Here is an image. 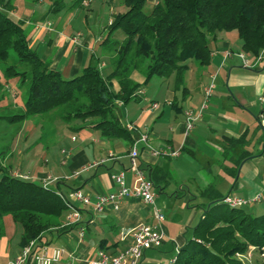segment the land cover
I'll return each instance as SVG.
<instances>
[{
	"label": "crops",
	"instance_id": "obj_1",
	"mask_svg": "<svg viewBox=\"0 0 264 264\" xmlns=\"http://www.w3.org/2000/svg\"><path fill=\"white\" fill-rule=\"evenodd\" d=\"M10 15L15 19H21L15 16L13 9ZM43 15L40 16L42 27L47 21L46 18L42 19ZM22 19L25 20V28L28 24L35 27L31 19L26 17ZM39 30L40 26L29 38L30 45L31 41L39 35ZM47 32L56 33L49 39V44L58 50L50 66L61 74L67 73V77L74 76L83 69L81 64L85 58V49L90 45L94 48L95 44L103 40L102 35L91 32H78L68 36L57 29L47 30ZM76 34L77 38L72 39ZM57 45L60 47L58 48ZM209 46L211 49L209 64L188 67L182 75V83L179 87L175 86V75L172 74L168 77L173 78L171 85L159 92L148 85L154 76L144 82L142 74V81L132 79L141 84L137 96L127 103L116 102L117 114L122 125L128 128L130 124H133L136 127L134 131L136 137L138 134L147 136L146 142L137 144L139 149L137 162L144 174L150 178L149 172L152 167L168 170L167 180L159 179L157 186H154L153 204L144 203L141 199L131 196L125 198L117 210L108 206L103 211L95 212L91 206L74 202L73 204L76 205L74 207H78L80 212V220L69 225L62 218L60 230L45 232L42 241L53 245V239H57L59 244L54 246L67 248L76 258L77 264H90L87 260L93 259L98 250H103L108 255H115L125 249L131 241L129 231L137 225H157L153 211L159 210L164 215V219L158 226L164 232V240L159 246L146 249L140 264H165L174 256L175 244L180 247L192 238V228L202 215L200 213L198 217L197 210L200 207L202 211V207L206 204L201 193L208 186L212 185L222 196L231 195V191L235 190L243 192L244 196L239 197L244 199L262 194V200L264 196V131L260 123H262L261 114L264 106V100H261L264 91V66L261 67L260 64L264 62V51L261 60L253 67H243L236 56L223 58L225 49L235 51L231 46L228 33L224 35L220 32L215 39L210 38ZM89 52L87 61H90L92 55L91 50ZM102 56L108 59L110 66L109 57L105 54ZM63 59L65 62L59 66ZM106 67L107 64L104 61L100 62V69L104 70ZM214 73L217 74L215 86L208 99L207 107L194 128L188 135H184V113L188 109L200 107L204 101V88L209 84L210 76ZM113 87L117 89L115 83ZM180 89L181 95L178 99L175 94ZM154 102L158 103L156 108L151 107ZM88 123L89 127H92L90 121ZM81 127L84 125L77 128ZM98 131L100 137H95L89 131L87 136L92 144L88 150L84 147L85 142L75 148L62 150L66 157L59 167L61 178L45 181L51 175L40 169L35 173L37 182H46L49 187L52 183L54 186L58 184L60 191L64 194L80 189L93 197L99 192L116 191L118 187L113 182L112 176L124 170L125 185L130 190H135L138 185V176L131 168L128 157L134 141L118 137L109 138L100 130ZM242 135L246 138L243 149L249 151L251 155L236 166L235 157L239 155L241 149L231 150L226 147V138L238 139ZM76 141L77 138L74 135L71 136V142ZM106 147L108 158L103 156V149ZM161 148L178 151V154L164 156L153 153V150ZM101 160H103L102 163L88 168ZM32 165L31 162L26 165L28 168L22 170V165L15 168L10 164V171L15 169L22 171L29 179L28 173ZM74 172H77V175H74ZM173 185H178V188H172ZM200 199L202 201L198 203ZM194 202H197L199 206H195ZM176 207H179V210L186 208V211L179 217L175 214ZM12 221L17 224L13 219ZM81 227L84 230L82 236L79 234ZM123 234L126 235L122 237ZM4 235L3 227V233L0 236V264H7L21 250L22 226L14 241L4 238ZM68 263V257L63 256L55 264Z\"/></svg>",
	"mask_w": 264,
	"mask_h": 264
},
{
	"label": "trees",
	"instance_id": "obj_2",
	"mask_svg": "<svg viewBox=\"0 0 264 264\" xmlns=\"http://www.w3.org/2000/svg\"><path fill=\"white\" fill-rule=\"evenodd\" d=\"M61 2L52 0L51 11L64 9ZM84 2L75 0L70 9ZM123 2L125 10L114 14L107 36L100 41L103 49L110 44L115 48L109 72L99 68V57L92 54L79 73L65 78L31 47L25 20L10 15L12 0H0V63L7 61L11 50L17 57L15 64L3 69L4 75H19L20 82H28L23 109L4 117L8 122L19 124L53 112L54 118L58 116L65 123L76 118L88 120L104 136L134 141L136 135L122 125L116 104L137 96L141 84L132 80L134 70L141 71L144 82L153 76L168 78L174 74L175 86L179 87L190 60L202 66L209 64L210 38L232 30L237 31L244 53L256 58L264 50V0ZM147 2L151 6L146 11ZM116 30L124 34L121 42L110 40ZM262 96L264 100V91ZM261 121L264 131V106ZM18 129L19 126L15 134ZM245 144V135L226 138V147L241 149L235 157L236 166L251 155L243 149ZM10 168V164L0 166V236L3 216L9 215L22 226V247L33 239L46 243L42 241L43 234L60 230L69 203L59 196L58 184L44 187L40 182L11 174ZM149 174L157 186L159 179L166 181L169 173L152 167ZM201 194L206 204L192 228V238L178 248L176 264H249L237 259L236 254H246L250 246L259 253L264 249V213L255 215L247 212L246 206L227 205L212 185ZM260 259L256 264H264Z\"/></svg>",
	"mask_w": 264,
	"mask_h": 264
},
{
	"label": "rangeland",
	"instance_id": "obj_3",
	"mask_svg": "<svg viewBox=\"0 0 264 264\" xmlns=\"http://www.w3.org/2000/svg\"><path fill=\"white\" fill-rule=\"evenodd\" d=\"M74 1L75 0H63L61 4L64 5V9L51 11L52 0H12L15 16L21 19L25 17L29 18L32 20V23H35V27L32 24L26 26L28 38H30L33 32L40 26L39 35L36 39L31 41V47L46 61L51 62V60L57 56L58 52L55 46L49 44V39L56 33H48L47 30L57 29L63 32L65 36L78 32H91L96 35H102V38H105L108 34L109 21L113 19L114 14L125 10L123 0H112L111 2L105 0H87L85 1L87 4L78 5L75 9H70ZM150 6L151 3L147 2L144 9L147 11L150 9ZM41 15H43L42 19L46 18L47 20L43 27L41 26ZM221 33L224 35L228 33L232 48H234L235 51H242L236 30ZM123 38L124 34L121 30H116L110 35V40L113 41L121 42ZM95 45L94 48L90 45L85 49V58L81 67L84 68L88 64L89 61L87 60L90 55L89 51L91 50V54L95 57H100L98 66L100 67V62L104 61V63L107 64L104 71L109 70L108 59H105L102 55L105 54L106 57L108 56L109 59H112L113 55H115L113 51L115 49L114 46L110 44L106 46V49H103L100 42ZM57 46L58 48L60 47L59 45ZM246 55L251 61L255 59L248 54ZM262 55L263 54H261V58ZM16 59V54L11 50L7 61L0 63V166H7L10 163L15 168L22 165V170H25L28 168L26 165L32 162L31 171L28 173L30 180L38 181L35 177V173L40 169L45 170L46 173L51 175V177H48L45 181L51 180L52 178L59 179L61 178L59 167L61 166V161L65 160L66 157V154H64L62 150H67L70 147L75 148V146L77 147L79 144H83V142H85V149L88 150L92 144L87 136L89 131H91L95 137H100V132L94 127H89L88 120L76 118L69 123H65L56 116L57 114H55L56 118H54L53 112L44 117H30L19 124L16 122H8L4 117L18 113L19 110L23 109L28 88V82H20L21 77L19 75H12L8 78L4 75L3 69L9 65L15 64ZM63 62H65L64 59L61 60L59 66H61ZM260 66H264V62H262ZM189 67L201 66L195 60H190ZM17 70L20 71L21 69L17 67ZM62 75L68 78L67 73H63ZM131 78L133 80L142 81L143 75L140 70H134ZM172 81L173 78H159L154 76L148 85L154 90L162 92V89L171 85ZM175 95L176 98L179 99L181 89L176 91ZM81 125H84V127L77 128ZM18 126L19 129L15 134ZM73 135L77 138L76 142H71V136ZM103 150L104 158H108V148L106 147ZM11 174L15 176L25 175L22 171L17 169L11 171ZM51 186H54V183H52ZM172 188H178V185H173ZM230 194L231 196H244L243 192L235 190L231 191ZM201 201L200 199L198 203ZM194 203L195 206H199L197 202ZM71 204L76 207L75 204ZM178 208L179 207L175 208V214H178L180 217L186 211V208L182 210ZM245 210L255 215L264 213V196L259 203L247 205ZM197 212L199 217L200 213H202L200 207ZM67 215L68 213L66 211L62 217L66 222H68V219L66 220ZM2 223L5 231L4 238H8L10 241L17 239L21 231L20 224L14 223L9 215L3 216ZM58 242L57 239H53L52 244L58 245ZM262 253H264V249L259 253L257 250H252L250 246L246 254H236V257L249 264H256L260 256L264 257L261 255ZM175 254L176 251L173 250V255ZM260 260L264 263V260Z\"/></svg>",
	"mask_w": 264,
	"mask_h": 264
},
{
	"label": "built area",
	"instance_id": "obj_4",
	"mask_svg": "<svg viewBox=\"0 0 264 264\" xmlns=\"http://www.w3.org/2000/svg\"><path fill=\"white\" fill-rule=\"evenodd\" d=\"M110 22L111 21H109V23ZM77 36L78 35L74 36L72 39L75 40ZM263 51H261L253 61H251L243 51H232L230 49H225L223 51V58L236 56L240 59L243 67H253L261 60V54ZM216 76V73L210 76V82L204 88V101L200 107L198 109H188L185 111L184 135H188V133L194 128L195 123L202 117V114L207 107L208 99L214 89ZM261 100H263V98H261ZM157 106L158 103L155 102L151 105L152 108H156ZM128 128L132 131H136V127L133 124H130ZM146 141V134H138L132 144V147L130 148V151L128 152L131 168L134 169L136 175L138 176V185L135 190H130L125 185L124 170H120L112 176L113 182L118 187V189L114 192H99L94 194L93 197L80 189L71 190L68 194H64L61 191L58 192L59 196L69 203V212L67 215L68 222L66 224L72 225L80 220L79 210L71 204L74 202H78L84 206H91L92 210L95 212L103 211L108 206L117 210L120 208L124 199L131 196L141 199L144 203L153 204L155 198L153 182L148 176L144 174L137 162L139 155L137 144L139 142ZM153 153L155 155L175 156L178 154V151H174L169 148H161L153 150ZM102 162L103 160L100 162H95L94 164L88 166V168ZM74 175H77V172H74ZM18 176L26 178L25 175ZM42 184L44 187L49 186V184L46 182H43ZM261 197L262 194L255 195L249 199H244L239 196L226 195L222 201L232 207L247 206L259 202ZM153 216L156 219L157 225H137L135 228L129 231L131 241L125 249L115 255H108L103 250H98L96 251L95 257L93 259L87 260V262L90 264H140V260L144 251L146 249L159 246L164 240V232L158 227L160 226L161 221L164 219V215L159 210H154ZM83 233V228H79L80 236H82ZM126 234H123L122 237H124ZM178 248V245L175 244L176 252ZM251 249L253 250L254 247L251 246ZM261 255L264 256V253ZM63 256L68 257V264H77L76 258L64 246H54L47 243H42L37 239H33L27 245L23 246L15 258L7 264H26L28 262H32L33 264H55L59 262ZM165 264H176V254Z\"/></svg>",
	"mask_w": 264,
	"mask_h": 264
}]
</instances>
